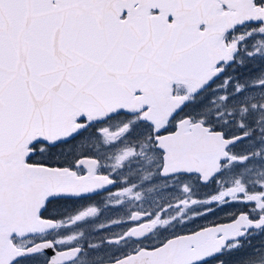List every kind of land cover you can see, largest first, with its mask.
I'll use <instances>...</instances> for the list:
<instances>
[{
    "label": "snow or ice",
    "instance_id": "obj_1",
    "mask_svg": "<svg viewBox=\"0 0 264 264\" xmlns=\"http://www.w3.org/2000/svg\"><path fill=\"white\" fill-rule=\"evenodd\" d=\"M0 264H264V0H0Z\"/></svg>",
    "mask_w": 264,
    "mask_h": 264
}]
</instances>
